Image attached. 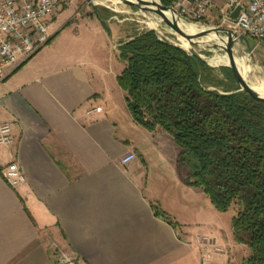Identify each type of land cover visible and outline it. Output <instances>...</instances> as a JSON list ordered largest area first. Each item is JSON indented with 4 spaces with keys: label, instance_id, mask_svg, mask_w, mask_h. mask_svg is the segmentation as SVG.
Listing matches in <instances>:
<instances>
[{
    "label": "crops",
    "instance_id": "obj_1",
    "mask_svg": "<svg viewBox=\"0 0 264 264\" xmlns=\"http://www.w3.org/2000/svg\"><path fill=\"white\" fill-rule=\"evenodd\" d=\"M210 2L213 20L227 0ZM55 22V38L0 81V121L15 138L0 147V264H203L197 237L223 251L204 264H242L250 254L233 239L232 217L185 183L173 139L126 108L117 47L130 37L114 44L107 22L89 14L61 40ZM55 41L61 55L39 58ZM9 164L23 176L15 187L3 179Z\"/></svg>",
    "mask_w": 264,
    "mask_h": 264
},
{
    "label": "trees",
    "instance_id": "obj_2",
    "mask_svg": "<svg viewBox=\"0 0 264 264\" xmlns=\"http://www.w3.org/2000/svg\"><path fill=\"white\" fill-rule=\"evenodd\" d=\"M159 1L171 8L180 0ZM92 15L105 27L111 16L98 7ZM117 59L124 69L116 81L132 120L173 139L185 183L200 189L217 212L236 207L233 239L250 252L242 264H264V102L239 91L230 69L212 68L152 30L122 42Z\"/></svg>",
    "mask_w": 264,
    "mask_h": 264
},
{
    "label": "built area",
    "instance_id": "obj_3",
    "mask_svg": "<svg viewBox=\"0 0 264 264\" xmlns=\"http://www.w3.org/2000/svg\"><path fill=\"white\" fill-rule=\"evenodd\" d=\"M186 5V16L199 22L209 11L210 0H192V3L180 0ZM61 0H0V81L6 76L8 68L17 65L41 50L49 40V25L51 17ZM240 7L236 18L230 14ZM219 26L243 35L256 43L264 44V0H227L226 6L219 10ZM15 144L12 126L0 121V147H11ZM134 159L128 154L121 159L126 165ZM3 179L15 187L23 183V176L16 164H9L3 171ZM196 244L200 246L205 256L209 253L221 254L212 237H197ZM60 264H75L63 260Z\"/></svg>",
    "mask_w": 264,
    "mask_h": 264
},
{
    "label": "rangeland",
    "instance_id": "obj_4",
    "mask_svg": "<svg viewBox=\"0 0 264 264\" xmlns=\"http://www.w3.org/2000/svg\"><path fill=\"white\" fill-rule=\"evenodd\" d=\"M185 6L186 5H183L182 2L179 1L173 7H171L179 14L180 23L184 25L185 24L193 25L198 30H206L215 27L223 28L219 26L218 17L217 18L214 17V19L211 20V19H207V16H205L199 22H194L190 20L186 16ZM93 7L104 8L110 12L111 16L108 18L107 24L111 30L112 42L114 44H116L119 41H123L144 30L154 29L156 33H158V35L163 37L166 41L180 46H184V42L178 36L174 35L172 31L163 23L154 27H150L148 25L150 22V17L157 18L156 15L152 13L145 14L135 7L124 6L119 3L112 5L110 2L106 0H61L53 16L51 17L50 24L56 21L54 23V26L57 24L55 30L75 25L76 23H79L81 19H84L89 14H92ZM69 32H71L70 28H65V30L62 31L61 40L62 39L66 40L67 37L66 35H68ZM50 34H51V30H49V37ZM218 36H221L222 38L225 37L224 34H218ZM248 40L251 46L253 47L252 56L243 55L241 57H238L237 49L234 48L233 51L235 52V58L238 69L245 78L246 82L252 88L259 90L261 89V87L264 86V48L254 43L253 40L251 39ZM200 41L207 42V39H202ZM58 44L59 42L55 41L50 46L43 49L42 52L40 53L39 58H41L42 60H47L54 56H60L61 53ZM114 48H116V46ZM195 50L203 57H205L207 62L212 66L214 65L224 66L226 64L227 55L223 50L219 48L217 49L210 47L209 49H205L199 45V46H195ZM114 54L115 53L113 52L111 54L113 55V58H114ZM100 60L103 62L109 61V59H107L106 54L103 57L101 56ZM216 76L220 80H224V78L221 75H216ZM235 215H236V207L234 206L226 212V217L233 218ZM246 250L248 254H250L247 248Z\"/></svg>",
    "mask_w": 264,
    "mask_h": 264
},
{
    "label": "water",
    "instance_id": "obj_5",
    "mask_svg": "<svg viewBox=\"0 0 264 264\" xmlns=\"http://www.w3.org/2000/svg\"><path fill=\"white\" fill-rule=\"evenodd\" d=\"M118 3L124 6L135 7L145 14L152 13L159 17L160 24L163 23L172 31L174 35L178 36L184 42V46H180L166 41L163 37L159 36L154 29H151L158 35V38L160 40L166 41L171 45L184 50L189 55L199 58L212 68L217 69L220 67H225L230 69L233 73L235 83L238 86L239 91L244 92L255 100L264 102V96L259 94L254 88L249 86V84L246 82L245 78L239 71L235 58V53L233 51L234 48L237 49L238 57H241L243 55L252 56L253 47L251 46L247 37L243 35H238L231 30L217 27L209 28L206 30H197L193 33L188 32L187 30L182 29L179 26V14L173 8L163 6L159 0H117V2L112 5ZM239 11L240 7L236 8L230 14V18L234 20ZM167 12H171L173 15L168 18L165 14ZM218 34H224L225 37L222 38L221 36H218ZM212 36H215L216 40H214L213 42L208 41V39ZM202 39H207V42H201L200 40ZM199 45L205 49H209L211 47L223 50L227 55L226 64L224 66H212L211 64H209L205 57L196 52L195 46ZM259 46L264 48V44H259Z\"/></svg>",
    "mask_w": 264,
    "mask_h": 264
},
{
    "label": "bare ground",
    "instance_id": "obj_6",
    "mask_svg": "<svg viewBox=\"0 0 264 264\" xmlns=\"http://www.w3.org/2000/svg\"><path fill=\"white\" fill-rule=\"evenodd\" d=\"M145 1H149V0H145ZM108 2H110L111 4H114V3H116L117 2V0H108ZM166 14V16L168 17V18H170L173 14L171 13V12H167V13H165ZM160 24V19H159V17H157V18H154V17H150V22H149V26L150 27H154V26H157V25H159ZM179 26L182 28V29H185V30H187L188 32H191V33H193V32H196L198 29L196 28V27H194L193 25H190V24H182V23H180L179 22ZM215 38L216 37H214V36H212V37H210L209 39H208V41H210V42H212V41H214L215 40ZM235 53V52H234ZM248 68V67H247ZM250 68V67H249ZM263 84V83H262ZM259 87V86H258ZM259 94H261V95H263L264 96V86L263 87H261V89H259V90H257V89H255Z\"/></svg>",
    "mask_w": 264,
    "mask_h": 264
}]
</instances>
